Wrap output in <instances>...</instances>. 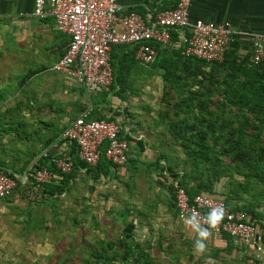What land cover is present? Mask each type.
<instances>
[{
    "label": "rangeland",
    "instance_id": "1",
    "mask_svg": "<svg viewBox=\"0 0 264 264\" xmlns=\"http://www.w3.org/2000/svg\"><path fill=\"white\" fill-rule=\"evenodd\" d=\"M24 33L0 20L3 101L23 102L19 91L40 67ZM221 61L170 50L149 64L113 67L110 93L135 109L140 147L133 142L127 162L96 185L92 168L79 176L75 168L64 182L56 173L51 185L62 190L52 196L30 177L17 179L13 198L5 197L14 217L0 216V264H264L249 246L212 232L206 251L195 253V233L171 204L177 181L210 194L222 180V192L246 190L264 206V91L247 61L235 56L244 68L232 71L230 60Z\"/></svg>",
    "mask_w": 264,
    "mask_h": 264
},
{
    "label": "built area",
    "instance_id": "2",
    "mask_svg": "<svg viewBox=\"0 0 264 264\" xmlns=\"http://www.w3.org/2000/svg\"><path fill=\"white\" fill-rule=\"evenodd\" d=\"M32 14L37 18L51 17L54 28L68 36L64 52L48 70L72 78L86 93L107 88L112 81L110 50L112 46H133V59L141 64L152 63L156 57L154 44H171L170 32L180 31V55L205 62H219L233 41L234 32L225 22H211L189 18L190 0H177L172 8L160 10L154 16H143L135 11H124L116 0H32ZM249 64L264 74V34H249ZM87 112L76 116L61 136L73 144L76 158L93 167L102 157L112 166H123L129 156V141L121 134L120 126L104 117L89 118ZM73 158L62 152L53 165L57 174L74 171ZM34 183L51 179L45 167L30 172ZM16 180L0 172V199L11 194ZM176 216L187 218L193 210L205 215L212 207L223 206L224 219L212 230L226 234L249 246L258 256L264 241L258 227L246 214L229 208L223 200L203 192L188 195L178 185L172 196Z\"/></svg>",
    "mask_w": 264,
    "mask_h": 264
},
{
    "label": "crops",
    "instance_id": "3",
    "mask_svg": "<svg viewBox=\"0 0 264 264\" xmlns=\"http://www.w3.org/2000/svg\"><path fill=\"white\" fill-rule=\"evenodd\" d=\"M116 1L124 11H135L147 17L154 16L160 10L172 8L177 0ZM32 9V0H0V20L12 22L25 32L29 49L35 53L33 63L40 65L28 76L30 87H26V91L24 88L19 91V94H27L23 102L19 97L16 103L13 98L6 99L8 101L1 100L9 92L0 88V161L4 169L23 181L30 177L33 169L52 166L53 159L62 152L72 153L70 155L76 157L73 144L64 140L61 134L76 116L94 108L95 116L110 118L119 124L121 134L129 141L130 155L133 142L141 141L138 138L143 134L139 123L132 119L135 109L131 107V103L128 104L130 108L122 104L114 93H110L113 91L109 90L110 85L100 91L86 93L72 78L48 70L46 66L64 52L68 36L54 28L51 17L37 18L33 16ZM189 18L227 23L234 32L236 58L249 63V34H264V0H190ZM176 32L178 36L181 33L178 30ZM127 49L128 46L125 45L112 46L110 58L120 63L127 62L130 59ZM133 61L136 62L134 59ZM107 101L110 103L106 104ZM90 168V175L97 180L95 185L105 178L108 179L113 169L109 165L107 168ZM82 171H86L85 168H77L76 176L81 175ZM55 174L51 173L50 182ZM223 186L222 180L217 182L212 186L210 194L231 206L248 210V220L258 227L264 238V206L253 205L250 192L246 193V190L232 195L231 188L222 192ZM99 188V185L95 186V190ZM13 195L14 192L9 198H13ZM7 203L9 202L6 198L0 199V216L2 219L8 218L9 223L14 216L7 215L10 205ZM260 255L264 256V250Z\"/></svg>",
    "mask_w": 264,
    "mask_h": 264
},
{
    "label": "trees",
    "instance_id": "4",
    "mask_svg": "<svg viewBox=\"0 0 264 264\" xmlns=\"http://www.w3.org/2000/svg\"><path fill=\"white\" fill-rule=\"evenodd\" d=\"M170 38H171V44L170 45L163 46V47H159L158 45L154 44V47H155L156 52H157L155 59L157 57H158V59L161 58V57H165L168 54V51H170V50H172L174 52H178V54L180 55L181 45H179V47H173L174 46V43L178 41V33L175 30H172L170 32ZM125 46H128V49H127L128 55H129L130 59L133 60L132 54H133L134 47L133 46H129V45H125ZM235 56H236V46H235L234 42L232 41L230 43L229 47L227 48V50L224 52L222 60L223 61L224 60H227V61L230 60L231 61V63H229L230 64L229 65V68L231 69V71H232V69H234V67L236 69H238V70H242L244 68V65L241 64L240 62H234L235 61ZM168 57H171V56H168ZM181 57H183V56H181ZM183 58H194V57H183ZM194 59H197V58H194ZM197 60H199L201 62H205V61L200 60V59H197ZM110 62H111L112 74H113V67H114V72H115L116 69H117V64L120 63V61L116 62V61H114V60H112L110 58ZM211 62L215 63V61H211ZM206 63H209V62H206ZM221 63H223V62L221 61ZM248 67L251 69V72L253 73L252 74V78L261 81V82H258V83L262 87V90L264 91V74L258 72V70L255 67H253L251 64H249V63H248ZM245 71H247V70H245ZM249 84H250V79H249ZM95 110L96 109L94 108V109H92V110L89 111V113H88V117L89 118H99V117H102V116H99V117L95 116ZM104 118H106V117H104ZM106 119H109L110 120V118H106ZM178 121H181V120H178ZM200 140L203 141L202 138H200ZM135 143H137L139 145V147H140V145H141V142L140 141H136ZM70 154H72V153H70ZM72 158H73V161H74L73 162L74 163V168L82 167V168H85L86 171H89L90 170V167L89 166H86L83 162H81L80 160H78L76 157L72 156ZM108 165L109 166H112L104 158L101 157L98 160V162H97V164L95 166H101V167L107 168ZM46 168L49 170L50 173H53V172L57 173L54 165L47 166ZM0 172H2L4 174L8 175L9 177L17 180V177L14 174H12L10 171H7L6 169H4L3 163L1 161H0ZM68 174H66V175H68ZM66 175H62L61 176L62 182H64V179L66 178L65 177ZM27 179H29V177H27L26 180ZM16 184H17V182H16ZM35 184H37V185H39L41 187V191L42 192H44V193H46V194H48L50 196L57 195L62 190V188L59 187V186L51 185L52 182H43V183H35ZM177 185L178 186H181L186 191V193L189 196L192 195V194H195V193L203 192V190L199 191V190H197V188L187 186V184L185 182H182V181H179V182L177 181ZM211 189H212V186L207 189L208 191L207 190L206 191L210 193L211 192ZM224 203L229 208H231V209L241 210L240 208H236L234 206L229 205L226 201H224ZM171 204H172V207H173L172 198H171ZM173 210H174V208H173ZM174 213H175V210H174ZM221 235L225 236L226 234L222 233ZM226 236H228V235H226ZM90 264H98V262H91Z\"/></svg>",
    "mask_w": 264,
    "mask_h": 264
},
{
    "label": "clouds",
    "instance_id": "5",
    "mask_svg": "<svg viewBox=\"0 0 264 264\" xmlns=\"http://www.w3.org/2000/svg\"><path fill=\"white\" fill-rule=\"evenodd\" d=\"M224 211L223 206H216L201 216L199 212L193 210L184 219L185 226L195 233L196 236L193 244L195 253L202 255L206 251V241L210 237L212 230L216 229L224 219Z\"/></svg>",
    "mask_w": 264,
    "mask_h": 264
}]
</instances>
